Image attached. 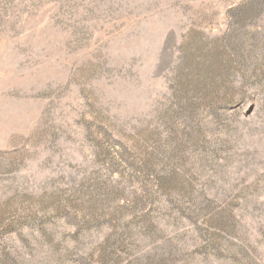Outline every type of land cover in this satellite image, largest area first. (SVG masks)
I'll return each mask as SVG.
<instances>
[{"label":"rangeland","instance_id":"rangeland-1","mask_svg":"<svg viewBox=\"0 0 264 264\" xmlns=\"http://www.w3.org/2000/svg\"><path fill=\"white\" fill-rule=\"evenodd\" d=\"M0 264H264V0H0Z\"/></svg>","mask_w":264,"mask_h":264},{"label":"trees","instance_id":"trees-1","mask_svg":"<svg viewBox=\"0 0 264 264\" xmlns=\"http://www.w3.org/2000/svg\"><path fill=\"white\" fill-rule=\"evenodd\" d=\"M257 13L258 12H248V15H247L248 21H252V19L256 16ZM174 187H176V186H174ZM106 197H108V195ZM99 212L102 213V211H99Z\"/></svg>","mask_w":264,"mask_h":264}]
</instances>
